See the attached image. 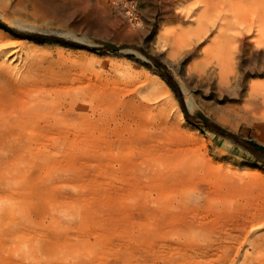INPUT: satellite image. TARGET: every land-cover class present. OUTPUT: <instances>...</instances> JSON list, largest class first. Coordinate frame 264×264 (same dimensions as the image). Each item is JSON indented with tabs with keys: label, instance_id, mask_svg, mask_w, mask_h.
I'll use <instances>...</instances> for the list:
<instances>
[{
	"label": "rangeland",
	"instance_id": "rangeland-1",
	"mask_svg": "<svg viewBox=\"0 0 264 264\" xmlns=\"http://www.w3.org/2000/svg\"><path fill=\"white\" fill-rule=\"evenodd\" d=\"M221 1L214 7L207 0H0V38L18 43L17 54L0 53V109L26 112L41 93L59 114L75 105L62 116L63 132L48 136L33 126L0 141V172L25 176L33 189L24 200L31 206L21 200L12 206L14 220L26 216L34 230H49L41 225L51 216L45 194L80 202L81 226L69 234L101 242L106 251L84 263L137 264L143 251L152 262L168 221L155 219L153 203L136 204L132 195L149 184L155 197L153 182L123 156V94L140 90L154 92L166 109L161 147L172 160H192L201 177L222 179L232 200L264 204V33L252 24L249 0ZM93 103L114 106L105 123L90 119L91 111L82 118L78 105ZM28 149L44 163L26 166ZM182 191L185 217L210 212L199 209L195 185ZM215 216L217 224L226 220ZM58 241L51 237L50 244ZM33 253L47 257L41 247ZM74 255L60 259L79 264Z\"/></svg>",
	"mask_w": 264,
	"mask_h": 264
},
{
	"label": "bare ground",
	"instance_id": "bare-ground-1",
	"mask_svg": "<svg viewBox=\"0 0 264 264\" xmlns=\"http://www.w3.org/2000/svg\"><path fill=\"white\" fill-rule=\"evenodd\" d=\"M207 3L215 7L222 1L207 0ZM249 3L247 11L253 15L252 24H258L261 35L264 33V0H249ZM17 46L16 42L8 44L0 38V53L11 48L10 55H15L18 52ZM138 93L137 96L123 94V156L132 159L131 162L149 173L147 177L153 182L156 195L152 197L149 184L145 192L138 189L132 196L136 204L139 200L149 205L153 203L154 206L150 208H154L152 212L155 213V219L158 222L160 219L168 221L169 227L157 235L159 239L154 241L158 249L152 256V262L143 251L142 259L137 264H264V204L248 206L246 201L232 200L229 185L223 183L222 179L214 182L201 177L195 172L192 160H172L161 147L168 129L167 121L162 118L166 110L162 107L163 103L157 100L158 96L154 92L140 90ZM34 98L26 112L23 107L11 114L6 113L4 108L0 109V141L22 136L26 128L33 129V126L34 129L39 126L37 132L48 136L57 134V129L60 132L66 129L62 116L74 109L73 103L67 107L65 105L66 111L59 114L57 110L55 112L51 109L53 98L49 100L43 93ZM78 107L82 110L83 119L89 116L93 120L97 115L96 119L101 124L107 121L108 115L105 113L109 111L108 108H114L94 103L88 108L81 105ZM88 111L91 114L86 116ZM103 128L108 130L105 125ZM32 151L28 149V155H22L29 168L35 162L44 163L45 160L43 157L38 160L39 155ZM166 182L171 186L166 188ZM189 183L195 185L196 202H201L199 209L206 207L210 211L204 217H197L196 213L185 217V192L182 189ZM0 184L3 185V194L0 196V264H65L66 259L60 258L72 253H75L72 257L79 264H86L84 262L89 259L106 254L100 246L101 242H91L69 234L73 228L78 230L76 226H81L83 208L80 202L62 201L45 194L44 203L51 216L41 225H47L49 230L42 227L44 230L39 232L32 228L26 216L16 221L9 212L19 200L24 206H31L24 201L33 195V189H26L30 181L23 175L18 179L7 178L0 172ZM215 215L224 216L225 222L217 224ZM51 237L59 240L58 247L54 248V242L50 244ZM173 238H177V241ZM43 240H46V245L42 244ZM35 247L43 248L47 257L34 256Z\"/></svg>",
	"mask_w": 264,
	"mask_h": 264
},
{
	"label": "trees",
	"instance_id": "trees-1",
	"mask_svg": "<svg viewBox=\"0 0 264 264\" xmlns=\"http://www.w3.org/2000/svg\"><path fill=\"white\" fill-rule=\"evenodd\" d=\"M31 40H34L35 42L38 43H45V42H57V43H62V44H67L64 41H60V40H53V39H49L46 37H28Z\"/></svg>",
	"mask_w": 264,
	"mask_h": 264
},
{
	"label": "water",
	"instance_id": "water-1",
	"mask_svg": "<svg viewBox=\"0 0 264 264\" xmlns=\"http://www.w3.org/2000/svg\"><path fill=\"white\" fill-rule=\"evenodd\" d=\"M113 49L117 50L118 48L117 47H112Z\"/></svg>",
	"mask_w": 264,
	"mask_h": 264
}]
</instances>
